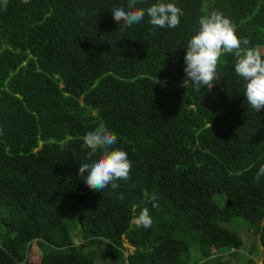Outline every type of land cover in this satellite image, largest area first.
<instances>
[{
	"label": "trees",
	"instance_id": "1",
	"mask_svg": "<svg viewBox=\"0 0 264 264\" xmlns=\"http://www.w3.org/2000/svg\"><path fill=\"white\" fill-rule=\"evenodd\" d=\"M165 2L183 9L176 28L145 15L120 29L111 10L127 0L0 7V264H97V255L99 264H230L222 254L240 247L237 227L257 239L248 252L264 264V175L254 178L264 109L247 103L231 54L210 89L183 86L200 16L221 11L264 51V0ZM99 123L133 164L115 190L94 191L79 175L91 163L83 138ZM145 207L149 228L136 223ZM32 242L38 261L27 258Z\"/></svg>",
	"mask_w": 264,
	"mask_h": 264
},
{
	"label": "clouds",
	"instance_id": "2",
	"mask_svg": "<svg viewBox=\"0 0 264 264\" xmlns=\"http://www.w3.org/2000/svg\"><path fill=\"white\" fill-rule=\"evenodd\" d=\"M29 3V0H22ZM140 0H127V5L113 7L112 18L120 23V29L139 24L147 15L149 23L158 28H176L180 24L183 9L174 2L156 0L151 6L138 7ZM8 0H0V7L7 8ZM80 16H85L81 11ZM225 54L234 57V71L244 82V97L256 112L264 109V51L259 46H250L248 38L237 34L236 25L219 10H212L200 16L198 29L189 39L184 55L185 80L183 86L191 84L196 90L202 86L209 89L217 79L218 67ZM84 145L90 149L87 160L79 166V175L84 176L85 184L92 190L103 191L109 185L118 189V181H128L132 171V161L128 153L117 146L118 135L104 123H99L94 130L83 138ZM102 150L97 157V150ZM95 157V158H94ZM85 173L87 174L85 176ZM264 175L261 165L256 176L257 181ZM123 199V193L120 194ZM149 199L156 201L158 193L153 192ZM153 203V207H157ZM137 226L149 228L152 218L148 208H143L136 219Z\"/></svg>",
	"mask_w": 264,
	"mask_h": 264
},
{
	"label": "rangeland",
	"instance_id": "3",
	"mask_svg": "<svg viewBox=\"0 0 264 264\" xmlns=\"http://www.w3.org/2000/svg\"><path fill=\"white\" fill-rule=\"evenodd\" d=\"M236 233L240 236L242 243L238 249L235 250V255L231 256L228 253H223L222 254V259H228L230 264H240V262L244 259L245 256H252L256 260V262L259 264L260 263V256L258 253L255 254H250L248 252L250 244L253 242L255 245V248H260V245L257 241V239L252 235L250 230H246L244 228H234ZM76 242V241H75ZM123 245L127 247L128 251L132 250L131 247L127 245V243L123 240ZM107 250L106 245H101L98 248L97 254L105 253ZM38 255H39V249L36 245L35 242L31 243V246L28 251V256L27 258L31 261H38ZM95 262L99 264L100 262V257L97 255L95 258ZM191 264V261L189 262Z\"/></svg>",
	"mask_w": 264,
	"mask_h": 264
}]
</instances>
